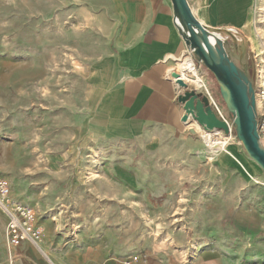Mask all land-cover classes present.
<instances>
[{"label": "rangeland", "instance_id": "374dc122", "mask_svg": "<svg viewBox=\"0 0 264 264\" xmlns=\"http://www.w3.org/2000/svg\"><path fill=\"white\" fill-rule=\"evenodd\" d=\"M249 29L247 37L218 33L253 81L264 70V0H256ZM111 47L105 26L81 0H0V173L13 178V199L33 211L54 245L99 215L102 242L112 238L120 248L126 238L139 254L121 264L146 258L151 264V255L162 264H195L205 251L235 250L252 234L264 246L263 172L234 127L220 130L232 138L226 152L209 146L196 122L188 125L190 152L159 159L158 174L139 175L141 182L158 178L169 186L159 193L129 189L111 172L117 158L102 153L93 136L110 79L100 66ZM192 57L231 118L216 80ZM188 88L205 97L204 88ZM239 212L247 214V232L236 227Z\"/></svg>", "mask_w": 264, "mask_h": 264}, {"label": "crops", "instance_id": "0c3cea01", "mask_svg": "<svg viewBox=\"0 0 264 264\" xmlns=\"http://www.w3.org/2000/svg\"><path fill=\"white\" fill-rule=\"evenodd\" d=\"M81 2L103 23L112 45L100 66L101 71L109 72L110 79L97 107L93 136L102 145V153L107 152L111 161L117 158L111 172L121 184L149 194L167 190L169 186L158 178L144 183L139 175L158 174L159 159L184 157L195 145L193 131L182 122L185 110L180 97L186 90L173 77H166L169 68L177 75L178 61L188 50L176 24L172 0ZM187 2L196 19L212 33L234 30L242 37L250 33L256 0ZM177 144L184 145L178 153L173 149ZM138 157L143 160L136 164L130 160ZM2 176L14 186L13 178ZM95 216L88 220L91 226L85 225L75 237L69 230L55 245L44 236L42 252L30 243L14 251L7 237L8 219L0 208V264H121L128 257L139 256L126 238L120 240V248L112 238L106 244L102 242L95 225L100 216ZM235 222L238 229L247 232V214L239 212ZM250 237L229 252L205 251L195 264L264 262V246L258 244L254 234ZM140 251L151 254L148 249ZM149 258L151 264H162L157 256ZM135 264H148L147 258Z\"/></svg>", "mask_w": 264, "mask_h": 264}, {"label": "water", "instance_id": "95a60500", "mask_svg": "<svg viewBox=\"0 0 264 264\" xmlns=\"http://www.w3.org/2000/svg\"><path fill=\"white\" fill-rule=\"evenodd\" d=\"M174 14L185 43L200 64L216 80L226 109L233 118L236 137L248 157L264 173V147L257 130L256 99L252 80L246 69L240 68L231 58L226 41L204 27L194 16L187 0H172ZM166 77H173L182 89L188 85L169 68ZM187 126L196 122L205 130H229L226 122L217 118L206 97L189 90L180 97ZM194 131V130H193Z\"/></svg>", "mask_w": 264, "mask_h": 264}, {"label": "built area", "instance_id": "2783aa9c", "mask_svg": "<svg viewBox=\"0 0 264 264\" xmlns=\"http://www.w3.org/2000/svg\"><path fill=\"white\" fill-rule=\"evenodd\" d=\"M176 24L179 25L178 19H176ZM229 33L235 37L237 35V32L234 30H230ZM186 55H193V51L188 48L183 56ZM198 71L200 74V65ZM200 78L202 80L200 81L201 87L199 89L204 88L203 94L207 98L210 108L217 118L226 122L229 130H232L234 126L233 120L231 119L233 118H227L224 115L221 105L215 99L201 74ZM252 83L256 99L257 130L260 143L264 147V70L258 73L257 78L253 80ZM187 85L189 84L187 83ZM197 89L198 88H195V90ZM221 132L224 134V131ZM0 208L8 219L7 237L10 247L14 251H17L20 250L25 243H30L34 247L40 249V244L43 241L44 235L41 228L36 224L33 211L13 199L11 185L2 175H0ZM127 264H131V262ZM256 264H264V262Z\"/></svg>", "mask_w": 264, "mask_h": 264}, {"label": "bare ground", "instance_id": "6f19581e", "mask_svg": "<svg viewBox=\"0 0 264 264\" xmlns=\"http://www.w3.org/2000/svg\"><path fill=\"white\" fill-rule=\"evenodd\" d=\"M215 34L220 39L225 40L224 36L221 33L216 32ZM178 62H179V67H178V71H177V76L179 78H181L184 82H186L188 84H192L196 88L199 89L201 87L200 81L202 79L200 78V74H199L198 68L196 67V64H195V61H194L192 55H186L182 59H180ZM201 133H202V136H203L205 142L209 146H212V148H214V149H221L222 151H226V152L228 151L227 148H228V146L230 144V140L232 138L225 136L220 130H217V129L205 130V129L202 128ZM211 152L213 154H215V152L213 150H211ZM225 161H226V159H225ZM237 162L239 163L238 160H237ZM239 165H240V163H239ZM242 167L244 169V166H242ZM260 170H261V168H260ZM262 174H263V177H264V173H262ZM262 184H264V182Z\"/></svg>", "mask_w": 264, "mask_h": 264}]
</instances>
